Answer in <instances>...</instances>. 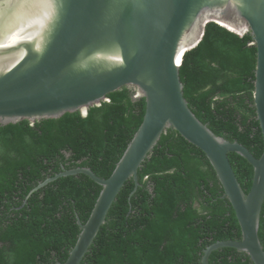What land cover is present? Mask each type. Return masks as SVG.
I'll list each match as a JSON object with an SVG mask.
<instances>
[{
    "label": "trees",
    "instance_id": "1",
    "mask_svg": "<svg viewBox=\"0 0 264 264\" xmlns=\"http://www.w3.org/2000/svg\"><path fill=\"white\" fill-rule=\"evenodd\" d=\"M209 23L179 68L183 96L217 136L259 158L264 142L253 106L256 47ZM129 87L110 93L87 115L0 125V264H63L101 187L78 167L107 179L142 123L144 99ZM228 159L243 192L253 168L235 153ZM132 179L125 182L80 264H201L203 250L239 241L235 213L204 153L168 129ZM132 193V194H131ZM258 238L264 251V200ZM208 264H253L232 248L213 251Z\"/></svg>",
    "mask_w": 264,
    "mask_h": 264
},
{
    "label": "water",
    "instance_id": "2",
    "mask_svg": "<svg viewBox=\"0 0 264 264\" xmlns=\"http://www.w3.org/2000/svg\"><path fill=\"white\" fill-rule=\"evenodd\" d=\"M251 36L256 47L253 106L264 142V0H0V125L57 119L99 106L123 87L144 99L141 125L107 179L89 168L63 170L58 178L83 174L101 187L63 264H80L121 188L137 172L162 134L171 129L201 150L233 208L239 241H218L203 250L201 264L221 248L246 253L264 264L258 238L264 200V149L255 158L238 142L215 135L198 120L183 96L179 68L198 45L207 24ZM235 153L253 168L245 194L228 159ZM131 193V194H132Z\"/></svg>",
    "mask_w": 264,
    "mask_h": 264
},
{
    "label": "clouds",
    "instance_id": "3",
    "mask_svg": "<svg viewBox=\"0 0 264 264\" xmlns=\"http://www.w3.org/2000/svg\"><path fill=\"white\" fill-rule=\"evenodd\" d=\"M107 101V100H106Z\"/></svg>",
    "mask_w": 264,
    "mask_h": 264
}]
</instances>
